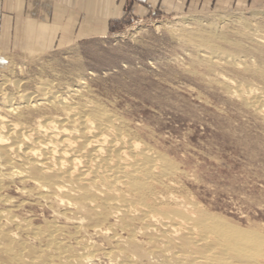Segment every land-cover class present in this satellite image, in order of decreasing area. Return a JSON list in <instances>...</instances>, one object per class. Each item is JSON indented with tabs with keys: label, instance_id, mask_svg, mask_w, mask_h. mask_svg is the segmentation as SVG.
Listing matches in <instances>:
<instances>
[{
	"label": "rangeland",
	"instance_id": "374dc122",
	"mask_svg": "<svg viewBox=\"0 0 264 264\" xmlns=\"http://www.w3.org/2000/svg\"><path fill=\"white\" fill-rule=\"evenodd\" d=\"M174 1L153 0L146 10L126 11L122 21L101 34H69L66 39L54 35L48 47L31 52L14 48V38L11 41L8 31L4 32L0 73H7L12 81L21 80L20 89L28 94L39 78L64 89L78 84L81 74L89 71L83 76L88 85L84 97L111 105L130 120V129L137 131L142 142L174 166L169 178L157 177L162 188L168 183L172 188H158L157 193L198 196L200 205L213 203L217 207L210 211L264 236V115L259 112L264 105L254 108L244 101L246 91L264 94V5L250 0L241 4ZM210 50L236 55L234 62L206 57ZM39 194L18 179L2 181L0 208L30 219L40 230L48 221L55 223L71 246L78 238L83 240L93 253L88 264H118L116 251L123 246L117 238L127 237L129 231L122 230L117 217L109 215L100 224L96 220L100 229H109L117 238L95 235L89 220L77 229L75 208L59 206ZM136 238L145 240L141 235ZM26 240L34 247L42 244ZM258 252L252 264H264V245Z\"/></svg>",
	"mask_w": 264,
	"mask_h": 264
},
{
	"label": "bare ground",
	"instance_id": "6f19581e",
	"mask_svg": "<svg viewBox=\"0 0 264 264\" xmlns=\"http://www.w3.org/2000/svg\"><path fill=\"white\" fill-rule=\"evenodd\" d=\"M20 27L14 33V48L30 51L50 45L37 31L32 37ZM208 52L206 57L227 63L234 62L236 56ZM8 71L14 72L12 65ZM87 74L89 71L81 74L78 84L64 89L39 78L35 89L24 94L21 80L12 81L7 73H0V112L4 113L0 114V182L18 179L31 184L42 199L75 208L77 229L89 220L94 223L95 235L117 238L109 229L98 227L109 215L117 217L124 225L122 230L129 231L127 237L117 238L123 246L116 251L118 264H141L142 260L145 264H252L264 245V236L210 211L217 207L213 203L210 207L200 205L198 196L191 199L157 193L163 183L157 177L169 178L174 166L142 142L137 131L130 129V120L111 105L84 97L88 85L83 76ZM231 82L224 80L226 85ZM246 92L247 104L254 108L264 105V94ZM259 112L264 115V109ZM169 185L162 189H171ZM45 226L44 230L34 228L30 219L0 208V264L90 263L93 253L83 240H73L71 246L65 231L55 223L48 221ZM139 235L145 240H138ZM26 237L42 244L34 247Z\"/></svg>",
	"mask_w": 264,
	"mask_h": 264
},
{
	"label": "crops",
	"instance_id": "0c3cea01",
	"mask_svg": "<svg viewBox=\"0 0 264 264\" xmlns=\"http://www.w3.org/2000/svg\"><path fill=\"white\" fill-rule=\"evenodd\" d=\"M152 1L0 0V39L1 31L7 28L9 39L12 41L17 27L20 26L29 36H32L34 31H37L39 38L50 42L54 40V35H62L63 37L65 35V37H68L69 34L73 36L101 34L113 23L122 21L126 17V11L139 12L146 10L148 3H152ZM162 1L175 3L174 0H160V4ZM219 1L241 4L247 0ZM250 3L260 6L264 5V0H250Z\"/></svg>",
	"mask_w": 264,
	"mask_h": 264
}]
</instances>
